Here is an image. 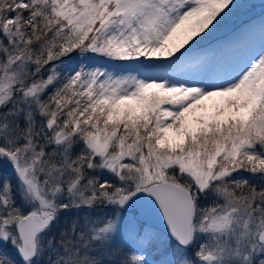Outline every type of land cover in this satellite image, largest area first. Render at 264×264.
<instances>
[{
    "label": "snow or ice",
    "instance_id": "snow-or-ice-1",
    "mask_svg": "<svg viewBox=\"0 0 264 264\" xmlns=\"http://www.w3.org/2000/svg\"><path fill=\"white\" fill-rule=\"evenodd\" d=\"M0 264H264V0H0Z\"/></svg>",
    "mask_w": 264,
    "mask_h": 264
}]
</instances>
